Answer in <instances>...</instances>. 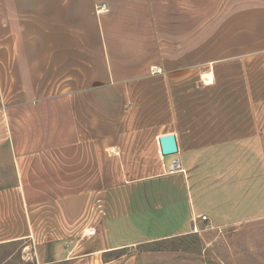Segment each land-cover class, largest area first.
<instances>
[{"label":"crops","instance_id":"1","mask_svg":"<svg viewBox=\"0 0 264 264\" xmlns=\"http://www.w3.org/2000/svg\"><path fill=\"white\" fill-rule=\"evenodd\" d=\"M201 215L264 217V0H0V264H119Z\"/></svg>","mask_w":264,"mask_h":264},{"label":"rangeland","instance_id":"2","mask_svg":"<svg viewBox=\"0 0 264 264\" xmlns=\"http://www.w3.org/2000/svg\"><path fill=\"white\" fill-rule=\"evenodd\" d=\"M147 210L130 209L144 230L157 234L168 225L155 224L164 219L156 214L154 196H146ZM130 216L128 217V219ZM99 242V241H97ZM13 248L0 251V260ZM123 253L124 255H120ZM119 256V264H264V217L225 225L204 226L199 233L172 239L144 242L109 254L105 258ZM20 250L12 257L13 263H33Z\"/></svg>","mask_w":264,"mask_h":264},{"label":"water","instance_id":"3","mask_svg":"<svg viewBox=\"0 0 264 264\" xmlns=\"http://www.w3.org/2000/svg\"><path fill=\"white\" fill-rule=\"evenodd\" d=\"M159 144L165 169L168 171L178 167L176 164L178 159V146L175 135L168 134L160 137Z\"/></svg>","mask_w":264,"mask_h":264},{"label":"built area","instance_id":"4","mask_svg":"<svg viewBox=\"0 0 264 264\" xmlns=\"http://www.w3.org/2000/svg\"><path fill=\"white\" fill-rule=\"evenodd\" d=\"M95 10H96L97 14H100L102 12H108L109 8H108L107 4L101 3V4L96 5ZM200 219L202 221H208V218L206 215H201ZM196 222H197V219L193 218L192 230L195 233L200 231V228L197 226ZM206 226H211V223L209 221L206 222ZM95 235H96L95 226L94 225H87L85 232L83 233V237H93Z\"/></svg>","mask_w":264,"mask_h":264}]
</instances>
